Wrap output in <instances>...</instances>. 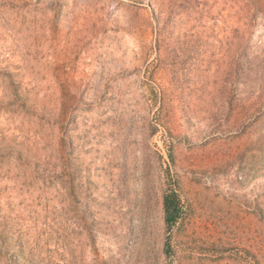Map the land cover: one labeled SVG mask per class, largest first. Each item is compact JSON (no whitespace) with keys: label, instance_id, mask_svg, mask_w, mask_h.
Masks as SVG:
<instances>
[{"label":"rangeland","instance_id":"1","mask_svg":"<svg viewBox=\"0 0 264 264\" xmlns=\"http://www.w3.org/2000/svg\"><path fill=\"white\" fill-rule=\"evenodd\" d=\"M0 264H264V0H0Z\"/></svg>","mask_w":264,"mask_h":264},{"label":"trees","instance_id":"2","mask_svg":"<svg viewBox=\"0 0 264 264\" xmlns=\"http://www.w3.org/2000/svg\"><path fill=\"white\" fill-rule=\"evenodd\" d=\"M164 222L167 227L173 226L181 215V205L174 191L168 192L163 198Z\"/></svg>","mask_w":264,"mask_h":264}]
</instances>
